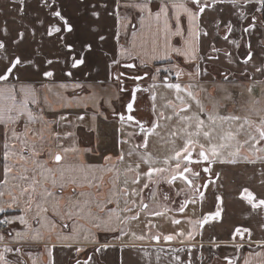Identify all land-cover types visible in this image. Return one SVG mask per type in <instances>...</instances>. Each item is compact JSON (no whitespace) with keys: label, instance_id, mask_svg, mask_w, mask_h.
<instances>
[{"label":"snow or ice","instance_id":"snow-or-ice-1","mask_svg":"<svg viewBox=\"0 0 264 264\" xmlns=\"http://www.w3.org/2000/svg\"><path fill=\"white\" fill-rule=\"evenodd\" d=\"M3 2V0H0ZM17 15L21 18L32 15L31 24L17 21L21 27L16 29L13 36L12 31L7 27V21L0 24V125L3 126L2 142H0V201L7 192L10 199L0 203V213L6 211L7 207L19 206L23 202L24 215L9 218L3 223L12 224L17 220L26 228L24 232H16L12 239L16 244H23L29 241L44 242L46 237L44 231L51 233L57 228V222L49 220L47 213L48 205L52 207L56 215H60L66 222L59 225L61 228H71V235H63V240H74L75 258L74 264H104V255L112 245L100 242L92 228L98 231H127L118 227L126 225L131 220H138L140 213H145L153 217L164 216L171 211L168 206L161 205L164 211L152 210L151 202L156 200L159 193V185L165 183L175 188L176 182H183L184 187L169 194H162L163 201H171L172 196L181 197L178 211L182 214L191 204L201 206L206 200V193L210 186H215L220 181V173L213 172V166L235 165L238 163L264 164V115H261L259 122L252 120L248 116L220 115L219 113L206 112L198 93L194 89L199 88L202 92L207 89L199 85L189 84L182 86L181 83H164V87L174 90L175 100L168 101L164 108L171 109V114L166 115L164 111L157 110L155 101L156 94L151 95L152 119L145 121L138 117L137 93L142 89L137 85L133 89L124 86L126 73L120 68H133L132 63H122L121 58H125L127 50L121 47L119 57L110 55L104 49V42L107 40L99 27L102 10L106 9L104 3H92L85 6L84 0H78L81 6L79 15H87L96 21V24L89 25V30L96 36L95 46L91 42L81 43L76 37L79 35L77 23L68 14L66 0H7ZM152 0H141V3L133 5L145 15L146 19L152 21L155 26L153 34L154 42L163 41V58H170V53L184 57V62L191 65L190 71H185L179 65L175 66V76L177 81L184 75L193 79H198L207 75V69L203 68L204 62L220 60L221 56L229 64L243 63L254 67L255 72L264 73V0H159L158 10L153 11ZM35 6V11H31ZM3 9L0 8V11ZM41 39L31 53L22 51L25 45L37 39ZM44 37L52 38L51 43L56 46L58 55L47 56L42 51ZM173 38H179L178 44H173ZM207 42V51L201 54V42ZM71 41V42H69ZM220 45V46H217ZM245 48L243 60L239 59L241 48ZM99 53L108 57L106 61L108 78L113 82L116 93L112 99L119 100L120 94L129 92V100L124 105L123 111L112 109V114L117 118L121 126L118 131L128 139H121L120 144L129 143L135 137H140V142L135 143L128 156L136 155L140 162L147 165V171L141 172V163L131 164L125 170L124 180L120 183V173L116 170V175L112 179V188L105 201H97V207L104 213L103 216L93 214L90 210L87 217L83 214L90 201H74L68 198V203L64 209L60 210L59 200L64 199L61 194L54 191L59 187L61 191L71 183L75 185V179L65 180V172L62 161L69 152H78L75 146L64 147L58 145L59 152L49 153L56 168L47 167V160H41L42 147L38 146L34 140L39 137L44 141L41 131H37L35 124L48 127L45 121L41 104H47V97L42 98L41 89L47 88L51 91L50 84L56 76V66H61L63 75L73 80V83H59L60 89L73 90L92 88L93 84H85L78 77L82 74L90 76L95 71V66L91 69L93 58ZM259 59L260 63L256 61ZM43 65V70H42ZM75 70V71H74ZM159 70H157L158 72ZM22 74H32L39 76V87L34 83H25L21 80ZM133 81L143 79L140 76L130 77ZM45 81L49 83H45ZM103 86L106 81H98ZM153 89L157 85L151 86ZM251 91V89H249ZM185 93V96L180 95ZM79 99H84L80 97ZM192 101L199 109L198 112L192 110ZM71 101H67V106H71ZM96 106L95 104L93 105ZM109 106L111 103L109 102ZM259 115V113H257ZM107 119L108 117H104ZM67 117L61 115L60 120ZM78 120H83V116H78ZM175 119L176 124L168 132V142L173 144L170 155L163 159L153 156L149 151V139L159 136L158 129L166 128L167 123ZM23 121L18 129L17 125ZM226 126V127H225ZM131 129V130H129ZM138 130V131H137ZM57 140L68 139L73 133H65L63 137L59 133L54 134ZM243 135V141L238 139ZM182 142V147H176V141ZM85 151H88L87 149ZM111 159V157H106ZM117 159L120 162L125 160V154L121 150ZM32 167L29 168L28 165ZM202 166V167H201ZM85 166L81 165L83 170ZM114 166H109L106 171H113ZM31 172V175L29 173ZM59 173V179L56 173ZM132 173L131 180L128 174ZM201 173L206 174L203 182ZM260 183L264 185V170L260 172ZM143 180V184H141ZM50 181L51 188L47 186ZM129 184L140 187H129ZM83 186V185H79ZM18 190V193L17 191ZM77 195L73 191V196ZM83 196L84 193H79ZM215 207L213 211L203 214L198 219L188 218L186 222L190 225V230H178L167 235H151L150 238L159 242L161 239L167 242L179 240L184 248L175 249V253L185 252L183 258L180 255H173L175 264H237L239 257L229 256L224 253H216L212 259H205L203 240L196 242V237L201 238L204 234L205 226L221 224L224 221L225 200L223 195L216 194ZM242 199L250 206L248 216L258 215L264 221V197H258L248 187L242 191ZM123 200L124 207L120 209V202ZM147 201V202H146ZM116 204L118 210L109 209L105 211L107 204ZM31 219L28 214L33 212ZM135 213L132 216H122L120 213ZM88 218L92 228L84 229L78 224V220ZM32 221L39 227L34 228ZM70 221L71 223H68ZM175 225H180V219L172 220ZM147 227L149 232L156 227L151 221ZM264 230V223L260 225ZM83 231L84 235L81 234ZM253 229L244 225H237L233 228L226 241H218L215 238L209 240V246L215 249L232 248L235 252L245 249L247 246L251 251L243 259V264H264V239L254 240ZM135 239L144 240L145 235L136 236ZM5 241V234H0V243ZM93 245L91 254L88 253V246ZM73 247V244H67ZM52 247H55L54 245ZM259 249V251H256ZM186 250V251H185ZM21 252L20 248L5 246L0 253V264H10L4 253ZM50 257V264H55L52 256V249H47ZM124 246H121L120 264H124ZM83 254V257L81 256ZM16 264H24L20 259Z\"/></svg>","mask_w":264,"mask_h":264},{"label":"crops","instance_id":"crops-1","mask_svg":"<svg viewBox=\"0 0 264 264\" xmlns=\"http://www.w3.org/2000/svg\"><path fill=\"white\" fill-rule=\"evenodd\" d=\"M85 6L96 3H104L107 5L106 9L102 10L101 20L98 22L100 31L106 35L107 40L104 42V49L110 55L119 57V49L123 47L127 50L125 58L122 59V63L135 62L141 72L149 75L146 80L147 86L150 87L152 81L161 80L162 76L167 75L173 79V83L179 82L183 86L189 84L199 85L205 89V86L217 85L216 88L217 97L222 99L224 104H232L234 113L243 110L245 113L251 115L254 120H259L261 115H264V73L255 72L254 67L251 65H244L242 62L229 64L227 60L221 56L220 60L204 62L202 67L207 69V75H203L198 79H193L187 75H184L177 81L175 76V66L179 65L184 68L185 71L191 70V65L184 62V57L177 56L175 53H170V58H163V41L154 42L153 34L156 29L152 21L145 18V15L141 13L138 8L133 5L141 3V0H84ZM159 0H152L153 11H157V5ZM68 9V14L76 21L79 29V35L76 37L81 43L91 42L95 46L96 36L89 30V25L96 24L97 22L91 19L87 15V8L85 7V15H79L81 6L78 0H66L65 4ZM0 24L7 21V27L15 35L16 29L20 28V23L17 21L23 20L25 24H31L33 22L32 15H26L21 18L17 13L12 10V6L3 0L0 2ZM35 11V6L30 10ZM41 37L38 35L35 41L29 38V42L25 45L22 51L31 53L33 48L38 44ZM44 46L42 51L47 56L58 55L56 46L51 43L52 38L44 37ZM179 38H173L172 43L178 44ZM71 42V41H69ZM220 46V45H217ZM207 51V42L202 40L201 42V54ZM245 48H241L239 59L243 60V53ZM108 57L101 56L99 53L93 58L92 64L89 65L91 69L95 66V71L90 76L80 75L78 79L85 84H96L98 81H106V83L112 82L107 75V68L105 66ZM260 63L259 59L256 61ZM125 68L121 67L120 71L123 72ZM43 70V65H42ZM157 70H159L157 72ZM75 71V70H74ZM125 73V72H124ZM166 76V78H167ZM40 77L32 74H22L21 80L25 83L32 82L35 86L39 87ZM168 79V78H167ZM169 81V80H168ZM73 83L68 77L63 75L61 66H56V76L51 86L59 83ZM45 83H49L45 81ZM251 89V91H249ZM200 98H208V94L194 89ZM151 91H149L150 93ZM43 94V89H41ZM186 96V94H185ZM187 97V96H186ZM43 98V96H42ZM120 101V100H119ZM119 101H115L116 106H119ZM192 103V101H189ZM194 103V102H193ZM43 108V104H41ZM44 112V111H43ZM259 113V115H257ZM23 121L17 125L19 129L22 126ZM40 126L35 124L32 127ZM4 131L3 126L0 125V134ZM239 138V137H238ZM0 142H2V136H0ZM264 170V164H246L238 163L235 165H221L217 164L213 166V172L220 173V181L215 186H210L206 193V200L201 206L196 204L195 206L189 205L190 216L188 218L198 219L203 214L214 210L215 207V195H223L225 200V213L224 221L221 224H213L211 226H205L203 237L199 235L196 237V242L199 243L201 239L204 243V256L205 259H212L216 253H224L232 256L234 253L239 257L237 264H243V259L248 255L251 249L245 246V249H241L239 252H235L232 248L227 249H215L209 246V240L212 238L218 241H226L233 228L237 225H244L253 229V239H264V230H261L260 225L264 223L261 217L258 215L248 216L250 206L242 199V191L244 187H248L258 197H264V185L260 183V172ZM205 177L202 178V182ZM183 186H180L182 188ZM179 188V189H180ZM3 186L0 185V190ZM178 189H171L170 193H174ZM18 191V190H15ZM161 196L163 191L160 189ZM183 200V196H172V200ZM9 195L5 194L3 201H8ZM1 203V202H0ZM179 203V202H177ZM178 206V205H177ZM176 206V208H178ZM6 211L0 213L3 215L0 218V234H5V241L0 243V253L3 252L5 246L12 248H20L21 252L17 254L15 251L11 253H4L9 260L10 264H16L18 259L22 260L24 264H50V257L47 249H52V256L55 260V264H74L75 258V244L74 241H56V242H33L29 241L23 244H16L12 237L16 232H24L26 228L23 224H20L17 220L15 223L7 224L3 221L12 217L24 215L18 207H7ZM20 211V212H18ZM28 218L30 216L28 215ZM33 227H39L32 221ZM3 226V227H2ZM185 232L190 230V225L186 223L184 225ZM117 235V234H115ZM113 235L103 234L99 241L115 245L114 248H110L104 255V264H120L121 246H124L123 261L124 264H175L173 255H180L182 258L185 252L175 253V249L184 248L179 240L172 242H165L161 239L160 242H155L154 239L147 241H129L121 239H113ZM67 244H73V247H67ZM55 247H52V246ZM93 245L88 246V253L91 254ZM186 251V250H185ZM259 251V249H256ZM83 257V254H81ZM213 264L215 261L213 260Z\"/></svg>","mask_w":264,"mask_h":264},{"label":"rangeland","instance_id":"rangeland-1","mask_svg":"<svg viewBox=\"0 0 264 264\" xmlns=\"http://www.w3.org/2000/svg\"><path fill=\"white\" fill-rule=\"evenodd\" d=\"M123 70V69H122ZM125 73H138V71H133L130 69H124ZM167 75L162 76L161 80L152 81L149 87L150 93H148L147 97V111L148 118L150 117V121L152 119V105L153 101L151 100L152 92L154 91L156 94V107L157 110H162L166 115L171 114V109L164 108V105L168 103V101H173L177 105L179 102L175 100L176 93L174 90L168 89L164 87V83H173V79L168 77L169 81H165ZM148 80V79H146ZM68 83V82H67ZM71 84V83H68ZM157 85L155 89H153L152 85ZM59 84L51 86V91L47 88L43 89V97H47V104H43V115L45 121L48 122V127H44L40 124V126L35 127L37 131H41L44 136V141L42 142L39 137H35L34 140L38 146V150L41 149V155L38 157L41 160H47V167L56 168L57 165L54 164L52 159L49 157V153H56L60 151L58 145L62 144L64 147H73L79 149L78 152H69L65 155L64 160L62 161V167L65 172V180L75 179L76 184L73 185L71 183L67 184V186L61 191L59 187L55 188L54 191L58 194H61L64 199L59 200L60 210L64 209V206L68 203V198L71 197L74 201H80L83 203L84 201H90V204L85 207L84 215L87 217V213L90 210L93 214H99L101 216L104 215L103 212L100 211V208L97 207V201H105L107 200L110 190L112 188V179L116 175V170L120 173V183L122 184L124 180V173L129 164L135 167L136 163H141L139 158L136 155L129 157L127 154L130 150L133 149L135 143L140 142V137H135L132 141L125 144H120L119 141L121 139H128L127 136H122L118 129L121 127L117 121V118L112 114V109L115 108L117 111H122L127 99V95L125 96L123 93L120 94V101L112 99L114 94L116 93V88L113 85V82L105 83L103 86L98 83L93 84L92 88L85 89H77L73 90L69 87L67 90L60 89L58 87ZM183 86V85H182ZM211 88L209 85L205 86L207 89L206 94H208V98H206L205 94L203 98H200L202 103L205 106L206 112L211 113H219L220 115H237L241 117L248 116L252 120H254L250 114L245 113L243 110L240 112L233 111L232 104H224L222 99L217 97L216 88L218 86L212 85ZM180 95L185 96V93H181ZM80 97H84V99H79ZM187 99V97L185 96ZM67 101H71V106H67ZM115 101H119V106H116L117 103ZM109 102L111 106H109ZM96 105L95 107L93 105ZM192 110L198 112L199 109L196 107L195 103L192 102ZM63 115L67 117L66 120H60V116ZM78 116H83V120H78ZM104 117H108L105 119ZM146 117V116H145ZM259 122V120H254ZM167 123L166 128L158 129L160 132L159 136H153L149 139V149L148 151L155 157L163 159L165 156L170 155L173 149V144L168 142V132L172 130L173 125L176 124L175 119L171 122L161 121V124ZM226 127V126H225ZM131 130V129H129ZM138 131V130H137ZM71 132L73 136L68 139H60L57 140L55 137V133H59L61 137L64 136L65 133ZM244 136L241 135L238 139L241 141L244 140ZM176 147H182V142L180 140L176 141ZM88 151H85V150ZM121 150H123L125 154V160L120 162L117 157L119 156ZM106 157H111V159H106ZM81 165L85 166L83 170L81 169ZM109 166H114L113 171H106ZM29 168L32 167L31 164L28 165ZM140 171H147V165L141 163ZM31 175V172L29 173ZM132 173L128 174L129 180H131ZM57 179H59V173H56ZM143 180H141V184H143ZM161 183L159 187L162 185ZM79 185H83L82 187ZM47 186L51 188L50 181L47 183ZM180 186H183V182L177 181L175 188L179 189ZM129 187H140V185H131ZM172 190L174 188L171 186ZM73 191L77 193V195L73 196ZM18 193V191H17ZM79 193H84L83 196L79 195ZM159 193L160 188H159ZM172 195V192H171ZM182 200H171L163 201L161 195H158L156 200L151 202L152 210H160L164 211V208L161 205H167L171 211L167 212L164 216L161 217H153L147 215L145 213H140V218L138 220H131L126 225H118V227H122L127 231V235L123 232L116 231H98L92 228V224L88 218L78 220V224L82 225L84 229L92 228V231L95 232L97 239L105 235H113V239H121V240H129V241H147L150 240L151 235L161 234L167 235L172 234L178 230H183L184 225L187 223L186 220L190 216L189 206L184 213H180L178 211L179 203ZM3 203L2 201H0ZM147 202V201H146ZM52 203H55L53 201ZM52 203L48 205L49 212L46 214L49 220L57 222V228L49 233L45 229H41L45 233V241L44 242H56L63 241L61 238L63 235H71V228H61L60 224L66 222L61 218L60 215H56L55 211L52 207ZM18 209L23 212V202ZM124 207L123 200L120 202V209ZM109 209L118 210L116 204H107L105 211ZM18 211V212H20ZM35 209H33L32 213L28 215L31 216L34 214ZM122 216H132L135 213H120ZM10 215L9 218H11ZM15 217V216H14ZM180 219L182 223L180 225H175L172 223V220ZM151 221L156 225L155 228L149 232L147 227L148 222ZM71 223L70 221H67ZM135 233L136 236L145 235L146 238L144 240L135 239L132 235ZM81 234L84 235L83 231ZM117 234V235H115ZM64 241H74V240H64Z\"/></svg>","mask_w":264,"mask_h":264},{"label":"flooded vegetation","instance_id":"flooded-vegetation-1","mask_svg":"<svg viewBox=\"0 0 264 264\" xmlns=\"http://www.w3.org/2000/svg\"><path fill=\"white\" fill-rule=\"evenodd\" d=\"M132 64L135 65V67L133 68H125V69H130L133 71H140V69L138 68L137 64L135 62H131ZM126 73V78L124 80V86L128 89H133L135 86L139 85L142 86L143 89L141 92L137 93V107H138V112L137 115L139 118L145 120V121H150V117L148 118L147 114H148V107H147V97H148V93H149V87L147 86L146 83V79L149 78L148 74L145 73ZM132 76H140L143 77V79H139V80H135L133 81L130 77ZM165 81H168V79L166 78ZM125 96L127 95V99L126 102L129 100L130 96H129V92H124L123 93ZM125 102V104H126ZM123 111V110H122ZM146 116V117H145ZM202 167V166H201ZM206 177V174L201 173V180L198 181V183L202 182V178ZM163 192H165V194H169L170 195V191H171V186L163 183L160 187H159Z\"/></svg>","mask_w":264,"mask_h":264},{"label":"water","instance_id":"water-1","mask_svg":"<svg viewBox=\"0 0 264 264\" xmlns=\"http://www.w3.org/2000/svg\"><path fill=\"white\" fill-rule=\"evenodd\" d=\"M135 87H136V86H135ZM135 87H134V88H135ZM139 87H140L141 89H143V87H142V86H139ZM136 95H137V94H136ZM160 241H161V240H160ZM160 241H159V242H160ZM155 242H157V241L155 240ZM165 242H167V241H165Z\"/></svg>","mask_w":264,"mask_h":264},{"label":"trees","instance_id":"trees-1","mask_svg":"<svg viewBox=\"0 0 264 264\" xmlns=\"http://www.w3.org/2000/svg\"><path fill=\"white\" fill-rule=\"evenodd\" d=\"M163 194H165V192H163ZM170 196H171V193H170ZM3 217V215H0V218H2Z\"/></svg>","mask_w":264,"mask_h":264},{"label":"built area","instance_id":"built-area-1","mask_svg":"<svg viewBox=\"0 0 264 264\" xmlns=\"http://www.w3.org/2000/svg\"><path fill=\"white\" fill-rule=\"evenodd\" d=\"M3 227V226H2Z\"/></svg>","mask_w":264,"mask_h":264}]
</instances>
